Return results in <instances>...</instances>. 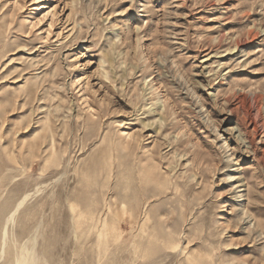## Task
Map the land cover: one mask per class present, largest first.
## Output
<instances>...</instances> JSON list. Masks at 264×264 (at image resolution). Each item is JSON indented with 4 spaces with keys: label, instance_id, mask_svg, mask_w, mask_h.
<instances>
[{
    "label": "rangeland",
    "instance_id": "obj_1",
    "mask_svg": "<svg viewBox=\"0 0 264 264\" xmlns=\"http://www.w3.org/2000/svg\"><path fill=\"white\" fill-rule=\"evenodd\" d=\"M29 256L264 264V0H0V264Z\"/></svg>",
    "mask_w": 264,
    "mask_h": 264
},
{
    "label": "bare ground",
    "instance_id": "obj_2",
    "mask_svg": "<svg viewBox=\"0 0 264 264\" xmlns=\"http://www.w3.org/2000/svg\"><path fill=\"white\" fill-rule=\"evenodd\" d=\"M48 12V11H46ZM53 12V11H52ZM44 17V16H43ZM6 24V23H5ZM31 53V52H30ZM33 56V55H32ZM2 59V58H1ZM9 61V60H8ZM11 61V60H10ZM9 61V62H10ZM4 62V61H3ZM53 70V69H52ZM107 77V76H106ZM107 79V78H106ZM28 113V112H27ZM47 117V116H46ZM43 121V120H42ZM126 142V141H125ZM141 173V172H140ZM231 175V174H230ZM142 225V224H141ZM187 240V239H186ZM16 264H33L32 263V260H31V257H21L20 259L17 260Z\"/></svg>",
    "mask_w": 264,
    "mask_h": 264
}]
</instances>
